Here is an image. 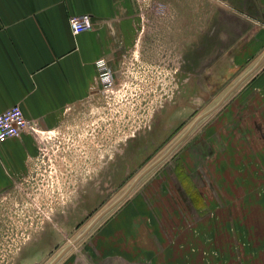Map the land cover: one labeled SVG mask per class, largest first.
Segmentation results:
<instances>
[{
	"label": "rangeland",
	"instance_id": "rangeland-1",
	"mask_svg": "<svg viewBox=\"0 0 264 264\" xmlns=\"http://www.w3.org/2000/svg\"><path fill=\"white\" fill-rule=\"evenodd\" d=\"M136 3L132 54L107 62L112 85L99 79L81 113L38 135L43 147L14 178L44 179L41 189L31 198L0 195V264H49L193 124L56 264H115L121 254L106 247V232L112 235L106 224L141 197L146 223L158 229L176 219L168 237L172 245L193 239L191 249L200 250L208 264L233 255L242 262L247 225L261 231L264 146L253 131L260 122L257 84L264 58L218 102L264 54V0ZM202 187L212 199L209 206ZM179 197L204 206L191 213L190 201Z\"/></svg>",
	"mask_w": 264,
	"mask_h": 264
},
{
	"label": "crops",
	"instance_id": "crops-1",
	"mask_svg": "<svg viewBox=\"0 0 264 264\" xmlns=\"http://www.w3.org/2000/svg\"><path fill=\"white\" fill-rule=\"evenodd\" d=\"M137 6L136 0H0V113L20 104L26 117L37 122L39 132L24 130L0 141V191L27 170L30 156L43 147L36 137L54 132L67 119L72 105L97 91L98 59L117 63L132 51ZM84 12L91 13L94 27L74 33L69 17ZM260 30L264 42V25ZM260 74V122L253 133L262 137L264 146V72ZM199 191L204 203L211 205L212 199L206 197L203 187ZM173 199L176 204L177 198ZM142 200L128 201L106 224L105 230L112 231V235L104 231L110 235L106 247H114L121 254L115 264H208L200 250L191 249L193 239H179L172 245L168 237L176 219L158 229L146 223L148 209L142 206ZM190 203L191 213H198V205L204 206ZM196 217L203 218L201 214ZM260 230L249 223L244 230L249 242H243V261L236 263L233 255L221 264H264V221ZM257 235L261 239H256Z\"/></svg>",
	"mask_w": 264,
	"mask_h": 264
},
{
	"label": "built area",
	"instance_id": "built-area-1",
	"mask_svg": "<svg viewBox=\"0 0 264 264\" xmlns=\"http://www.w3.org/2000/svg\"><path fill=\"white\" fill-rule=\"evenodd\" d=\"M69 22L74 33L90 30L94 27V20L89 12L72 14ZM99 68V79L105 85H112L113 74L105 58L97 61ZM37 122L28 119L20 104H14L0 113V141L21 134L24 130L39 133Z\"/></svg>",
	"mask_w": 264,
	"mask_h": 264
},
{
	"label": "water",
	"instance_id": "water-1",
	"mask_svg": "<svg viewBox=\"0 0 264 264\" xmlns=\"http://www.w3.org/2000/svg\"><path fill=\"white\" fill-rule=\"evenodd\" d=\"M264 58V54L261 57V59H259V61L255 64V66L248 71L247 73H245L241 79H239L234 85L233 87H231L227 93L222 97V99L218 102V104H220L225 98L226 96H228L233 89L240 83L241 80H243L246 76H248L251 72L254 71L255 68H257L260 63L262 62V59ZM215 108V107H213ZM210 109L208 111H206V113H204L203 115H201L198 119L202 118L203 116H205L206 114H208L210 111L213 110ZM194 124L191 125L189 127V129L187 130V132L184 133V135L182 137H180L172 146L171 148L163 155L161 156L159 159H157L156 161H154L153 163H151L146 169H144L139 175L138 177L133 181V183L128 187V189L115 201H113L110 205H108L106 208H104L94 219L93 221L86 227V229L78 236L74 239V241L72 243H69L67 246H65L62 251L49 263V264H56V262L72 247L73 244H75L78 240H80L86 233H88L90 231V229L94 226V224L105 214L107 213L109 210H111L114 206H116L131 190L132 188L135 186V184L139 181V179L146 174L153 166H155L159 161H161L165 156H167L170 151L186 136V134L193 128Z\"/></svg>",
	"mask_w": 264,
	"mask_h": 264
},
{
	"label": "flooded vegetation",
	"instance_id": "flooded-vegetation-1",
	"mask_svg": "<svg viewBox=\"0 0 264 264\" xmlns=\"http://www.w3.org/2000/svg\"><path fill=\"white\" fill-rule=\"evenodd\" d=\"M130 54H132V51H130ZM124 55H128V52L125 53ZM87 102H90V101L83 100V101H80V102L72 105L70 114H74L75 112L81 113L85 109ZM81 109H83V110L81 111ZM53 145H54V143H53ZM53 145H51V146H53ZM46 146L48 147V144H46ZM53 150H54V146H53ZM32 177H33L32 179H30L29 176H25L24 179H11V182L9 183V185L5 189L0 191V195L4 194V196H2V198L4 197V198H8V199L12 198L11 197L12 194H15L13 196L15 198H19L20 196H18V195H20V194L23 195L24 198H26L27 195H29V198H31V195H33L34 193L35 194L38 193L37 190L41 189V185H43V182H44V179H34V176H32ZM30 228L37 229L35 227H32L31 224H30Z\"/></svg>",
	"mask_w": 264,
	"mask_h": 264
}]
</instances>
